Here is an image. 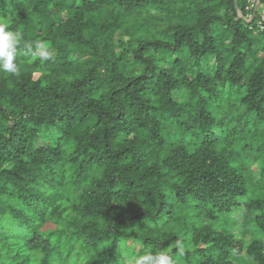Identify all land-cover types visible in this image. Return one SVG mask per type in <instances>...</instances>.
<instances>
[{"label": "trees", "instance_id": "1", "mask_svg": "<svg viewBox=\"0 0 264 264\" xmlns=\"http://www.w3.org/2000/svg\"><path fill=\"white\" fill-rule=\"evenodd\" d=\"M246 4L0 0L54 53L0 73V264H264V22Z\"/></svg>", "mask_w": 264, "mask_h": 264}, {"label": "clouds", "instance_id": "2", "mask_svg": "<svg viewBox=\"0 0 264 264\" xmlns=\"http://www.w3.org/2000/svg\"><path fill=\"white\" fill-rule=\"evenodd\" d=\"M21 53L38 59L41 63L53 58L50 45L43 39L26 40L19 30H11L6 23L0 22V73L18 74L20 67L17 58ZM178 247L180 255L184 249ZM134 264H176L171 250L157 252L148 251L143 255L134 257Z\"/></svg>", "mask_w": 264, "mask_h": 264}, {"label": "built area", "instance_id": "3", "mask_svg": "<svg viewBox=\"0 0 264 264\" xmlns=\"http://www.w3.org/2000/svg\"><path fill=\"white\" fill-rule=\"evenodd\" d=\"M261 8V12H260V18H261V21H259V25L260 27L263 29V23L264 22V3L260 4V1L258 0H247V4L245 6V9L247 10L248 12V15H247V19L250 20L251 17H252V14L251 13V10H255L257 8Z\"/></svg>", "mask_w": 264, "mask_h": 264}, {"label": "rangeland", "instance_id": "4", "mask_svg": "<svg viewBox=\"0 0 264 264\" xmlns=\"http://www.w3.org/2000/svg\"><path fill=\"white\" fill-rule=\"evenodd\" d=\"M244 211L245 209L244 208H241L240 210H237L236 213H235V216L238 220H242L243 217H244Z\"/></svg>", "mask_w": 264, "mask_h": 264}, {"label": "water", "instance_id": "5", "mask_svg": "<svg viewBox=\"0 0 264 264\" xmlns=\"http://www.w3.org/2000/svg\"><path fill=\"white\" fill-rule=\"evenodd\" d=\"M258 1H260V0H258ZM235 2H236V0H235ZM239 17L240 18H244L240 12H239ZM254 17H255V12H253L251 19L250 20H247V21L248 22H252V20L254 19Z\"/></svg>", "mask_w": 264, "mask_h": 264}]
</instances>
